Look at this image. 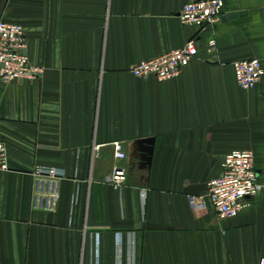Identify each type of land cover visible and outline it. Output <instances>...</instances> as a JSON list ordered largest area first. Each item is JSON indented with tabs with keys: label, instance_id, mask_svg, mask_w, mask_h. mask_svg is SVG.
<instances>
[{
	"label": "crops",
	"instance_id": "crops-1",
	"mask_svg": "<svg viewBox=\"0 0 264 264\" xmlns=\"http://www.w3.org/2000/svg\"><path fill=\"white\" fill-rule=\"evenodd\" d=\"M188 1L0 0V20L23 26L44 68L36 80H0V264H95L96 250L98 264L264 260V187L235 218L189 203L207 198L233 151L254 152L264 186V76L244 90L233 67L264 65V0H223L221 22L203 30L181 22ZM191 39L199 53L179 77L130 73ZM37 166L67 174L54 212L32 209Z\"/></svg>",
	"mask_w": 264,
	"mask_h": 264
},
{
	"label": "built area",
	"instance_id": "built-area-1",
	"mask_svg": "<svg viewBox=\"0 0 264 264\" xmlns=\"http://www.w3.org/2000/svg\"><path fill=\"white\" fill-rule=\"evenodd\" d=\"M223 8V0H189L180 14V20L185 25L201 30L215 28L221 22ZM216 47L217 40L211 39L207 50L212 52ZM27 49L23 26L0 20V80L5 83L36 80L43 75L44 68L31 63ZM198 53L196 41L191 39L182 48L132 65L129 71L137 78L153 76L159 81L172 80L183 73L197 58ZM233 67L237 83L244 90L255 88L264 76V65L258 59L236 61ZM113 146L115 158L125 159L123 144L115 142ZM222 168L223 174L209 183L207 198L190 197L189 203L195 211L204 210L210 204L219 219L235 218L251 205V200L261 193L264 186L259 180L255 155L251 150L230 152L226 155ZM8 170L7 148L0 138V171ZM66 176V172L57 167L37 166L34 169V211L56 210L60 198V183ZM126 177L125 169L116 165L110 180L114 186L120 187L125 183ZM95 241L98 242V235L95 236ZM95 264H98L97 250ZM257 264H264V260Z\"/></svg>",
	"mask_w": 264,
	"mask_h": 264
},
{
	"label": "water",
	"instance_id": "water-1",
	"mask_svg": "<svg viewBox=\"0 0 264 264\" xmlns=\"http://www.w3.org/2000/svg\"><path fill=\"white\" fill-rule=\"evenodd\" d=\"M238 16H241V14H238V13L236 14V13H235V14L232 15V17H234V18H236V17H238Z\"/></svg>",
	"mask_w": 264,
	"mask_h": 264
},
{
	"label": "rangeland",
	"instance_id": "rangeland-1",
	"mask_svg": "<svg viewBox=\"0 0 264 264\" xmlns=\"http://www.w3.org/2000/svg\"><path fill=\"white\" fill-rule=\"evenodd\" d=\"M126 182V181H125Z\"/></svg>",
	"mask_w": 264,
	"mask_h": 264
}]
</instances>
